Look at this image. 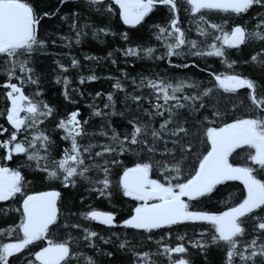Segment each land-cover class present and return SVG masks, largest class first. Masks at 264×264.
I'll use <instances>...</instances> for the list:
<instances>
[{"label":"snow or ice","instance_id":"1","mask_svg":"<svg viewBox=\"0 0 264 264\" xmlns=\"http://www.w3.org/2000/svg\"><path fill=\"white\" fill-rule=\"evenodd\" d=\"M88 31L122 43L84 61L152 65L106 77L83 116L68 73L86 67L72 42ZM41 57L63 106L45 98ZM197 255L264 264V0H0V264Z\"/></svg>","mask_w":264,"mask_h":264},{"label":"trees","instance_id":"2","mask_svg":"<svg viewBox=\"0 0 264 264\" xmlns=\"http://www.w3.org/2000/svg\"><path fill=\"white\" fill-rule=\"evenodd\" d=\"M185 23H187L185 21ZM64 31L67 32V27H64ZM193 36H195V33H192ZM122 42L119 41V38H112L107 37L105 39L104 43L97 42L91 37L90 31H88V35L84 38V43L80 46H76L74 42V36H73V54L78 57V59L81 61L82 65H86V67L79 68V69H70L68 75L71 77L72 85L73 87H79L83 90L84 95L81 97L79 95H76L74 98L78 101L77 105H69V108L79 107L81 109L83 116L89 115V109L87 108V105L90 103H93L92 96H95V93L97 91L101 92H107L111 90V83L113 81L106 79V77L109 76H120V72L118 69H124L125 71L130 72L132 75H136L137 72L147 70L151 65V61H136L134 64H125L124 58L119 57V63L116 66H113L109 60H100L98 63L95 61H84L83 55L89 54V55H95L98 57H106L107 52L115 47L120 46ZM55 51H69V49L64 48H56ZM249 52V49L246 48L244 54H247ZM240 53L234 52V56H238ZM65 63H70V60L67 58L64 59ZM159 63V67L161 70L166 68V65ZM209 63L213 65V67L220 69L221 66L215 58H210ZM38 66L41 71L48 72V78L46 82H44L43 87L45 89V98L49 99L54 104H59L61 106L64 105L63 97L60 96V89L62 85H57L52 81L51 78V70L55 66L52 64V57H41L38 61ZM90 71H94L97 76L100 77V79L93 81V82H85V84L80 85L77 80V75L80 73H83L84 75L90 74ZM192 73H195L197 78H205L206 74L199 72L198 69H191ZM89 93H91V96H89ZM95 103L99 107H103V100L100 97H97L95 100ZM97 118H93L95 121ZM114 120H118V117H114ZM58 139V137H57ZM233 186L237 185L238 182H229ZM67 195V193H65ZM101 210H109L111 205L108 204L107 201H97L96 202ZM74 211L76 209H73ZM93 227L97 228L98 230L104 231V226L102 225H96L95 222H93ZM183 231V229H181ZM105 235H107V232H104ZM110 247V246H109ZM154 248V245L150 246ZM190 251H193L190 249ZM198 264L202 261V257L197 255L196 257ZM209 259L213 260L215 259V250H211L209 254Z\"/></svg>","mask_w":264,"mask_h":264}]
</instances>
